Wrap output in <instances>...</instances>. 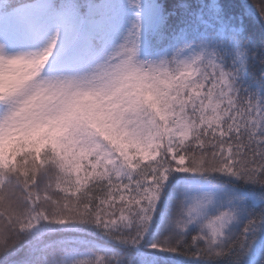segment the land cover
Instances as JSON below:
<instances>
[{"label":"snow or ice","instance_id":"snow-or-ice-1","mask_svg":"<svg viewBox=\"0 0 264 264\" xmlns=\"http://www.w3.org/2000/svg\"><path fill=\"white\" fill-rule=\"evenodd\" d=\"M133 3L132 27L102 55L111 0H0V264H125L122 249L145 264L144 248L264 264V0H180L175 14L149 6L158 38L175 15L186 42L157 59L140 57L144 7ZM43 16L56 26L47 43L5 55L16 30L42 34ZM53 56L58 75L44 78ZM21 64L27 77L14 74ZM178 173L218 174L231 187ZM157 219L164 235L153 238ZM44 224L112 247L48 241Z\"/></svg>","mask_w":264,"mask_h":264},{"label":"trees","instance_id":"trees-1","mask_svg":"<svg viewBox=\"0 0 264 264\" xmlns=\"http://www.w3.org/2000/svg\"><path fill=\"white\" fill-rule=\"evenodd\" d=\"M124 0H116V10L114 13L118 11L120 8H124L125 4L123 2ZM161 8L166 13H176V5L180 2V0H158ZM56 3L58 8L66 3V0H52L51 3ZM78 0H72V3H76ZM187 2L197 5L201 2H209V0H187ZM228 4L230 8H236L239 7L241 4L244 3H251V0H224ZM169 22L170 26L167 28L165 33L164 39H158L156 36H150L143 40L141 44V51H140V57L141 59H157L160 56H163L165 54L171 55L173 51L178 47H184L185 41H177L174 36V28L175 25L173 21L175 20V15L169 16ZM129 30V27L121 30L119 33H111L105 38V40L100 43L98 47V51L103 55L108 52H110L116 45L121 43L123 41V37L127 34ZM193 42L191 39L187 41V43ZM198 42V41H197ZM41 75L44 78H52L57 74L55 70L51 66H45L44 71L41 73ZM177 177L188 179L191 182H198V183H206L208 185H227L228 188L231 187V184L229 183V178L227 177H221L218 174H193V173H178L176 174ZM170 184L175 187L177 184V178L174 177ZM173 188H170L168 191H172ZM41 228L44 229V237L48 241H55L58 239L63 238H73V237H83L88 240L94 241L96 244L101 245L102 247H112V245L103 240L100 237L97 236H89L87 234L83 233H59V232H51L47 229L49 228V225L44 224L41 225ZM160 224L159 220L157 219L154 223L153 227L150 230V234L153 238H155L157 235H164L163 233H160ZM80 247V253H86L88 251V248L86 246H79ZM142 251L145 253V256L143 257L145 264H203L202 261L193 258V257H186L179 253H165L161 252L157 249H151V248H144ZM121 254L124 257L125 264H136V262L140 259L138 256V253L136 249H122ZM79 258H83L82 255H80Z\"/></svg>","mask_w":264,"mask_h":264},{"label":"rangeland","instance_id":"rangeland-1","mask_svg":"<svg viewBox=\"0 0 264 264\" xmlns=\"http://www.w3.org/2000/svg\"><path fill=\"white\" fill-rule=\"evenodd\" d=\"M115 1L116 0H111V3L114 6V11L116 10ZM30 2L39 4L41 0H30ZM48 2L51 3L52 0H48ZM105 2L106 0H95V3L98 5H102ZM123 2L125 4V7L120 8L116 13H113L114 27L111 33H119L121 30L127 27H129L130 29L133 22L136 20V13L140 11V9L137 8L133 3V0H124ZM140 3L142 7H144V12L142 13L144 19L143 40L153 35L158 37L156 33L159 28V16L158 14H154L151 21H149L147 12L149 6H159L161 8L159 1L140 0ZM41 20L45 24V30L42 32V34L32 35L20 30H16L14 33H12L11 40L4 49V54L11 56L24 52L36 51L37 47L44 46L51 35L55 33L56 26L54 23L48 20L47 16L41 17ZM5 27H7V25H5ZM57 51L59 52V49ZM56 63V57L53 56L50 57V60L48 64H46V66H51L53 70H55ZM194 183L199 185H208L206 183Z\"/></svg>","mask_w":264,"mask_h":264},{"label":"clouds","instance_id":"clouds-1","mask_svg":"<svg viewBox=\"0 0 264 264\" xmlns=\"http://www.w3.org/2000/svg\"><path fill=\"white\" fill-rule=\"evenodd\" d=\"M31 69L27 64H21L19 67L14 69V74H18L20 78L27 77Z\"/></svg>","mask_w":264,"mask_h":264}]
</instances>
